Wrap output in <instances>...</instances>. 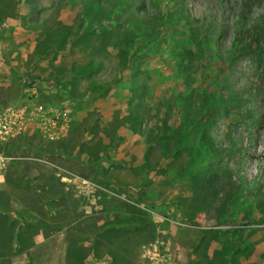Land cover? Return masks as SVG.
Wrapping results in <instances>:
<instances>
[{
  "label": "rangeland",
  "instance_id": "374dc122",
  "mask_svg": "<svg viewBox=\"0 0 264 264\" xmlns=\"http://www.w3.org/2000/svg\"><path fill=\"white\" fill-rule=\"evenodd\" d=\"M0 116V264H264V0H0Z\"/></svg>",
  "mask_w": 264,
  "mask_h": 264
},
{
  "label": "crops",
  "instance_id": "0c3cea01",
  "mask_svg": "<svg viewBox=\"0 0 264 264\" xmlns=\"http://www.w3.org/2000/svg\"><path fill=\"white\" fill-rule=\"evenodd\" d=\"M41 115V113H38L39 117ZM72 118L73 114H70V107H63V110H56L55 107L50 106V132L43 131L46 137H43L42 133L39 134L47 142L50 141V151L48 152L44 150V153L50 154V163L46 162V165H48L50 169V186L53 184L59 185L60 196H63L66 193L68 184L91 183L89 182L90 179L88 173H85L83 170L86 168L85 159L88 158L86 157V155H88L86 151V148L88 146H86L87 144L85 143H81L82 135H84L83 131L79 134V130H73L70 126V121ZM55 119H57V121L59 122H62L61 125H57ZM43 128H46V126L41 125L40 129ZM71 132H73V135L70 134ZM72 137H76V143L74 142V144L70 145ZM99 160L102 161V157L99 158ZM92 166L94 167V164H92ZM101 167L102 164H96V168L98 170H101ZM130 177L131 179L129 180ZM102 178L103 177L101 175H98L95 178V186H98V184L101 185ZM2 183L5 182L3 181ZM124 185L126 186V188L133 190L134 186L136 185L135 178L132 175L128 176V180H125ZM58 201L60 202V205L64 203V200L62 198H60ZM76 209L77 212L81 214L80 220L82 218L85 219L88 214L87 211L89 207H84L83 205L79 204ZM92 211H96V208H92ZM55 216L56 214H52L50 212V224L54 222L53 218H55ZM66 217V213H64V216H61L62 219H65ZM80 220L69 222L67 224L57 227V229H55L54 231H50V239L51 237H53L54 234H57L61 238L60 241L62 240L63 242H65L68 239L70 241V229L74 227V225H76ZM83 227L84 230L87 229L86 226Z\"/></svg>",
  "mask_w": 264,
  "mask_h": 264
},
{
  "label": "trees",
  "instance_id": "16d2710c",
  "mask_svg": "<svg viewBox=\"0 0 264 264\" xmlns=\"http://www.w3.org/2000/svg\"><path fill=\"white\" fill-rule=\"evenodd\" d=\"M16 244H17V242H16Z\"/></svg>",
  "mask_w": 264,
  "mask_h": 264
}]
</instances>
